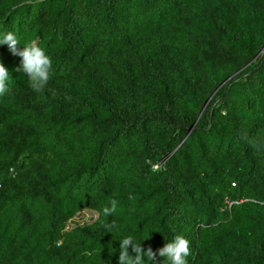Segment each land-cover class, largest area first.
Listing matches in <instances>:
<instances>
[{
    "label": "trees",
    "instance_id": "16d2710c",
    "mask_svg": "<svg viewBox=\"0 0 264 264\" xmlns=\"http://www.w3.org/2000/svg\"><path fill=\"white\" fill-rule=\"evenodd\" d=\"M4 32L53 72L33 91L0 45V264H118L123 238L177 235L188 264H264V0H0Z\"/></svg>",
    "mask_w": 264,
    "mask_h": 264
},
{
    "label": "clouds",
    "instance_id": "9594fccd",
    "mask_svg": "<svg viewBox=\"0 0 264 264\" xmlns=\"http://www.w3.org/2000/svg\"><path fill=\"white\" fill-rule=\"evenodd\" d=\"M20 44L16 35L12 32L0 33V45H7L10 52L21 58L20 66L16 69L17 72L27 74L29 86L37 93L43 91L52 76V60L46 54L36 41L27 43L22 50H18ZM9 71L0 62V97L4 96L10 91L9 88ZM71 99V97H67ZM128 199H135L131 194ZM109 206L103 207V215L105 217L112 216L117 211L118 202L115 199L109 201ZM109 230L114 227L112 225H105ZM129 246L134 255L129 254ZM157 254L165 258L164 264H188L187 257L191 254L190 242L181 235L175 236L174 240L165 243L164 246L156 252L149 247L145 251L141 244H136L133 237L128 236L120 240V252L118 257V264H145V258L149 261H154Z\"/></svg>",
    "mask_w": 264,
    "mask_h": 264
},
{
    "label": "rangeland",
    "instance_id": "374dc122",
    "mask_svg": "<svg viewBox=\"0 0 264 264\" xmlns=\"http://www.w3.org/2000/svg\"><path fill=\"white\" fill-rule=\"evenodd\" d=\"M96 218V214L91 212L84 211L83 213H80V216L75 218L69 225V227H72L73 225H81V224H87L94 221Z\"/></svg>",
    "mask_w": 264,
    "mask_h": 264
},
{
    "label": "water",
    "instance_id": "95a60500",
    "mask_svg": "<svg viewBox=\"0 0 264 264\" xmlns=\"http://www.w3.org/2000/svg\"><path fill=\"white\" fill-rule=\"evenodd\" d=\"M263 49H264V48H263ZM263 49L260 51V53H262ZM260 53H259V54H260Z\"/></svg>",
    "mask_w": 264,
    "mask_h": 264
}]
</instances>
